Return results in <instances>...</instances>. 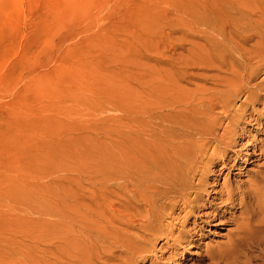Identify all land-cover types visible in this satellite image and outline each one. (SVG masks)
<instances>
[{
	"label": "rangeland",
	"instance_id": "1",
	"mask_svg": "<svg viewBox=\"0 0 264 264\" xmlns=\"http://www.w3.org/2000/svg\"><path fill=\"white\" fill-rule=\"evenodd\" d=\"M182 1L0 0V245L4 247L0 261L115 262L83 257L81 249L87 245L77 243L79 230L68 221L57 226L51 201L57 182L66 180L74 165L83 164L93 130L100 128L106 116L117 115L120 86H134L131 73L146 63L153 27L158 23L167 32L162 16ZM261 1L246 0L247 10H261ZM216 2L230 7V0ZM181 52L177 49L166 56L175 58ZM211 74L189 70L182 85L212 87L213 81L206 78ZM262 79L264 70L258 72L254 84ZM243 99L237 98L227 112L220 107L214 110L217 117H228L221 121L218 133L223 128L235 130L228 136L242 152L223 154L232 150L221 148L212 155L210 148L204 163L210 159L214 163L194 181V187L206 181L208 193L200 194L194 217L184 220L186 206L179 205L174 217H168L166 209L161 212L163 236L152 239L143 230L130 231L133 237L144 238L138 244L152 248L147 258L136 259L137 264H152L153 259L159 264H209L203 259L207 252L228 242L234 228L230 221L243 210L230 202L218 204L219 193L246 187L264 163V106H249L237 127L230 124V111L238 110ZM112 201L117 207L116 199ZM211 201V208L202 207ZM181 231L191 233L190 244L176 243L174 249L169 247L172 241L166 245V236ZM68 236L76 244L62 246L54 251L55 256L44 255L48 247ZM15 246L21 255L11 250ZM111 252L119 254L115 249Z\"/></svg>",
	"mask_w": 264,
	"mask_h": 264
},
{
	"label": "bare ground",
	"instance_id": "2",
	"mask_svg": "<svg viewBox=\"0 0 264 264\" xmlns=\"http://www.w3.org/2000/svg\"><path fill=\"white\" fill-rule=\"evenodd\" d=\"M261 6L254 12L247 10L246 0H230V7L216 0H184L162 16L167 32L155 24L146 63L131 73L134 86L117 91V115L100 121L83 164L74 165L68 178L56 184L51 201L56 224L62 227L68 221L77 227V243L89 246H78L83 257L114 259L113 264H137L136 259L147 258L152 248L138 244L144 238H135L130 231L143 230L157 239L164 234L159 219L165 209L174 217L176 207L185 205L184 220L195 214L200 194L208 193L209 185L200 180L194 187V181L214 163L211 159L204 163L210 148L212 155L221 148L232 150L223 154L240 155L239 144L228 136L235 130L223 128L218 133L228 117H217L214 110L227 112L243 97L238 110L230 111V124L237 127L249 106H264V79L254 84L264 70L263 0ZM177 49L183 52L175 58L166 56ZM192 69L213 73L206 78L214 86H183ZM255 176L242 189L219 193L218 204L234 203L243 213L230 221L234 228L228 242L203 257L209 264H264V163ZM212 205L211 201L202 207ZM190 238L189 231H181L166 236V245L172 241L169 247L174 249L176 243L190 244ZM74 243L68 236L43 253L55 256V250ZM11 250L22 254L17 246ZM3 252L0 245V255ZM14 260L0 264H21Z\"/></svg>",
	"mask_w": 264,
	"mask_h": 264
}]
</instances>
